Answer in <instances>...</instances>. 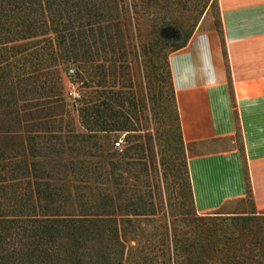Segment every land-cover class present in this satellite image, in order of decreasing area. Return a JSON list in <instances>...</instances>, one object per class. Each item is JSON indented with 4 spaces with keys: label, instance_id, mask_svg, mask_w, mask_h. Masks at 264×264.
<instances>
[{
    "label": "trees",
    "instance_id": "trees-1",
    "mask_svg": "<svg viewBox=\"0 0 264 264\" xmlns=\"http://www.w3.org/2000/svg\"><path fill=\"white\" fill-rule=\"evenodd\" d=\"M119 11V0H0V264H264V213L249 210L243 226L253 234L243 240L227 235L225 219L189 235L167 223L142 231L135 218L154 215L153 201L135 210L99 176L86 184V152L75 146L84 135L61 126V69L78 68L82 83L100 86L88 68L115 50ZM189 36L170 40L171 51ZM90 101L82 118L90 131H107ZM174 115L183 152L175 98ZM112 156L90 152L94 164Z\"/></svg>",
    "mask_w": 264,
    "mask_h": 264
},
{
    "label": "rangeland",
    "instance_id": "rangeland-1",
    "mask_svg": "<svg viewBox=\"0 0 264 264\" xmlns=\"http://www.w3.org/2000/svg\"><path fill=\"white\" fill-rule=\"evenodd\" d=\"M218 1L119 0L122 30L113 42L115 50L107 54L102 67L88 68L101 85L94 86L87 80L82 83L77 75L78 68L61 69L67 108L61 126L68 125L69 129L84 135L79 136L82 141L75 146L86 152L85 182L90 185L94 176H99V185L106 187L120 206L128 202L136 208L144 203L148 208L153 201L154 215L135 218L134 227L138 230H153L155 224L167 223L189 235L200 228L209 227L214 231L213 225L217 228L220 219H225L223 224L233 232L227 235L235 236L236 240L253 234L243 226L244 218L252 215L249 210L253 209L248 195L204 211L197 207L189 186L188 158L201 148L210 150L211 147L229 156L231 141L223 139L195 146L182 139L184 150L181 152L175 140L171 61L176 51L185 45L171 51L173 41L170 40H183L190 34L188 42L194 31L219 30ZM86 97H90L91 104H99V119L107 131L89 130V124L81 116ZM92 133L96 136L86 137ZM116 141L120 142L118 147L114 144ZM96 151L110 152L113 156L106 157L104 163L94 164L90 152ZM238 157H243L241 152ZM243 164L242 159V175L245 176ZM73 179L77 183V178ZM88 190L93 192L91 186ZM129 243L133 245L135 241Z\"/></svg>",
    "mask_w": 264,
    "mask_h": 264
},
{
    "label": "crops",
    "instance_id": "crops-1",
    "mask_svg": "<svg viewBox=\"0 0 264 264\" xmlns=\"http://www.w3.org/2000/svg\"><path fill=\"white\" fill-rule=\"evenodd\" d=\"M218 9L219 30L194 31L171 61L184 142L231 141L229 156L211 147L188 158L191 189L204 211L248 195L264 213V0H219Z\"/></svg>",
    "mask_w": 264,
    "mask_h": 264
},
{
    "label": "built area",
    "instance_id": "built-area-1",
    "mask_svg": "<svg viewBox=\"0 0 264 264\" xmlns=\"http://www.w3.org/2000/svg\"><path fill=\"white\" fill-rule=\"evenodd\" d=\"M114 144H115V146H119L120 145V142L119 141H116V142H114Z\"/></svg>",
    "mask_w": 264,
    "mask_h": 264
}]
</instances>
